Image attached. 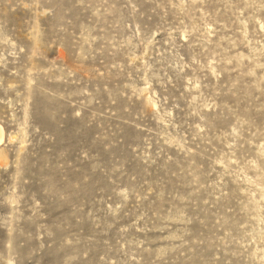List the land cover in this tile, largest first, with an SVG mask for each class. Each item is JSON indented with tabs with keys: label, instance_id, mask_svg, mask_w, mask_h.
<instances>
[{
	"label": "rangeland",
	"instance_id": "rangeland-1",
	"mask_svg": "<svg viewBox=\"0 0 264 264\" xmlns=\"http://www.w3.org/2000/svg\"><path fill=\"white\" fill-rule=\"evenodd\" d=\"M0 264H264V0H0Z\"/></svg>",
	"mask_w": 264,
	"mask_h": 264
},
{
	"label": "bare ground",
	"instance_id": "bare-ground-1",
	"mask_svg": "<svg viewBox=\"0 0 264 264\" xmlns=\"http://www.w3.org/2000/svg\"><path fill=\"white\" fill-rule=\"evenodd\" d=\"M2 142H3V129L0 125V145L2 144Z\"/></svg>",
	"mask_w": 264,
	"mask_h": 264
}]
</instances>
